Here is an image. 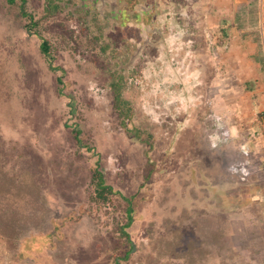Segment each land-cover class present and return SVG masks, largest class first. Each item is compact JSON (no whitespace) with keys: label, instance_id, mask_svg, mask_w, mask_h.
<instances>
[{"label":"rangeland","instance_id":"1","mask_svg":"<svg viewBox=\"0 0 264 264\" xmlns=\"http://www.w3.org/2000/svg\"><path fill=\"white\" fill-rule=\"evenodd\" d=\"M71 2L45 18L46 0H27L30 18L21 0H0V204L30 194V221L15 234L0 228V264H264V160L215 114L221 80L206 77L194 3L156 0L154 26L135 31L95 16L110 58L96 26L70 12L81 1ZM131 55L125 127L111 82L116 59ZM97 167L135 196L129 241L123 198H97Z\"/></svg>","mask_w":264,"mask_h":264},{"label":"crops","instance_id":"2","mask_svg":"<svg viewBox=\"0 0 264 264\" xmlns=\"http://www.w3.org/2000/svg\"><path fill=\"white\" fill-rule=\"evenodd\" d=\"M189 2L194 3L195 28H200L195 32L206 36V77H211V82L221 80L220 91L214 95L215 114L228 135L238 138L243 148L250 149L246 153L262 162L264 133L258 115L264 111V0ZM247 5H258V9H245ZM198 9L204 15L196 14ZM203 17L208 21L204 26ZM198 57L195 48V61Z\"/></svg>","mask_w":264,"mask_h":264},{"label":"trees","instance_id":"3","mask_svg":"<svg viewBox=\"0 0 264 264\" xmlns=\"http://www.w3.org/2000/svg\"><path fill=\"white\" fill-rule=\"evenodd\" d=\"M10 4H15L17 0H7ZM72 0H46V12L45 18L51 17L58 14L59 12L65 10L68 5H72ZM81 2L78 5V9H70V12L81 20H86L89 25L94 26L95 16L98 17L101 15L103 22L108 28H115L118 31L127 30H136L135 28L139 26L141 29H146L148 26H154L155 14H156V0H80ZM27 0H21V13L24 16H29L33 18L32 14L26 10ZM96 6V15H93V10ZM98 14V15H97ZM97 20V18H96ZM38 24V23H37ZM96 26V39L97 41H102L103 51L108 57H112L111 48L112 43L110 37L108 36V29L103 31L100 30L99 26ZM94 26V27H95ZM127 45L129 41L124 40ZM41 51L48 57L50 62L51 69H57L53 65V55L51 51V43L48 39L42 37L40 44ZM135 55H131L128 59V62H122L117 60V67L114 68L112 72V93H113V102L114 107L118 111L119 115L122 117V125L127 127L126 120L132 117V108L129 105L128 101L124 99L123 92L125 90L124 83V74L123 70L127 68L134 62ZM58 83L63 84V77L60 75L58 78ZM62 88H60L61 90ZM129 130V129H128ZM73 134L75 140L78 144L82 145V139L80 137L81 130L74 128ZM93 178L96 182V195L100 201H107L108 195H119L123 198L125 204V211L129 216V220L126 225H123L122 233L126 237L127 241L130 240L129 233L125 230L126 227H129L133 219L132 214L134 212L135 196L127 197L122 194L120 191H116L114 187L108 184L105 180L104 173L97 167L94 170ZM3 189L0 188V202ZM18 192V196H19ZM30 194L25 192L24 195L20 197L21 202L16 207L11 204H6L2 206L0 204V228L4 226L8 229L9 234L18 233L21 229L22 223H27L30 221L28 212L30 210L29 200ZM18 220V222H17ZM23 226V225H22ZM24 230V227H23ZM128 250L125 251V256L128 254Z\"/></svg>","mask_w":264,"mask_h":264},{"label":"built area","instance_id":"4","mask_svg":"<svg viewBox=\"0 0 264 264\" xmlns=\"http://www.w3.org/2000/svg\"><path fill=\"white\" fill-rule=\"evenodd\" d=\"M258 120H259L260 127L264 133V111L260 113Z\"/></svg>","mask_w":264,"mask_h":264}]
</instances>
